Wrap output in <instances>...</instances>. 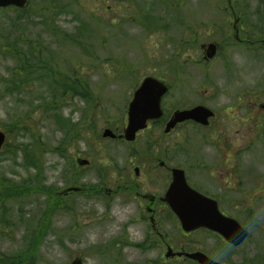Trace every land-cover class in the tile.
<instances>
[{
  "label": "rangeland",
  "instance_id": "374dc122",
  "mask_svg": "<svg viewBox=\"0 0 264 264\" xmlns=\"http://www.w3.org/2000/svg\"><path fill=\"white\" fill-rule=\"evenodd\" d=\"M30 3L22 41L36 45V50L55 53L53 71L66 75L69 86L87 88L89 99L85 102L76 95L71 98L62 91L54 97L56 93L46 82L31 83L19 94L8 95L9 70L17 64L13 60L0 61V130L7 135L6 146L0 153V182L4 180L17 191H27L19 200L0 198L1 211H8H3L6 214L0 226V264H70L75 258H81L83 264H141L149 256L135 244L141 242L147 230L138 221L140 204L127 188L144 180L143 171L135 177L133 167L144 165L148 171L152 152L129 150L124 144L103 139L102 133L106 128L123 130L127 104L147 77L170 86L163 102L166 113L203 105L218 115L224 106H229V98L247 96L251 91L264 93V50L258 53V47L242 42L261 40L258 33H264V28L260 29L264 25V0ZM13 16L12 12H0V41L1 35L3 39L8 37L1 30L2 25L10 23ZM77 20L85 22L88 28L84 38L77 37L83 48L60 44L61 37H55L58 33L51 34L47 29L50 26L62 35H78ZM210 43L219 44L220 51L204 64L200 47ZM41 98L51 102L47 115ZM260 98L264 101V96ZM61 115L66 120L64 124L56 120ZM185 131L195 139L194 150L201 149L196 152L202 161H222L220 151L204 142L213 139L207 131L191 127ZM263 142L264 139L257 146L264 147ZM29 148L40 154V174L24 169L19 150ZM261 148L241 150L240 186L226 192L225 210L249 232L236 255L222 259L226 247L218 238L204 232L185 237L172 221L164 226L163 234H167L175 250L193 244L202 246L221 262L227 260V264H264ZM78 157L88 160L90 166L80 168L76 164ZM154 185L148 189L157 191L159 187ZM40 187L47 193L41 194ZM78 187L82 193L63 194ZM110 190L113 192L109 193ZM236 205L238 210H234ZM36 223L40 229L35 231ZM28 229H34L40 242L32 252H28L26 245L31 236ZM158 253L154 252L156 256ZM161 253L164 262L163 247Z\"/></svg>",
  "mask_w": 264,
  "mask_h": 264
},
{
  "label": "flooded vegetation",
  "instance_id": "af4514ba",
  "mask_svg": "<svg viewBox=\"0 0 264 264\" xmlns=\"http://www.w3.org/2000/svg\"><path fill=\"white\" fill-rule=\"evenodd\" d=\"M233 29L234 32L237 33V29L235 27ZM234 38L237 41L236 36H234ZM242 42H246L249 47H258V53L264 50V39L254 42ZM214 45H216L217 54L220 51V45ZM204 46L206 45H202L200 49L203 52L202 61L204 64H207L209 62L204 60ZM161 82L168 88V92L163 96L161 101L162 117L158 120L149 121L146 128L139 131L132 142H127L122 138L126 124L121 132L113 131L115 138L110 140L111 142L124 144L130 148L129 150H149L152 152V163L148 171H146L144 165L133 167L134 176L138 177L142 170L144 180L139 184L131 183L127 188V191L133 192V200L140 204L138 221L141 225H144L147 230L141 242H139L138 245L135 244L140 252L149 256V258L142 261L141 264H168L172 263V261L176 263L182 262L183 264H197L185 257H167L168 250H171L173 254L200 252L217 263L227 264V260H222L225 262H221L219 258L216 259L215 256L206 252L202 246L195 247L193 244H185L182 248L175 250V247L170 244L171 242L167 234L166 236L163 234V228L172 221L175 223V226L178 225L180 227V224L169 205L164 201V198L172 183L173 171L180 170L183 172L186 183L191 189L215 201L219 212L225 217H231L225 210L228 208L227 203H225L228 201L226 192L236 189V185L240 186L241 150H259L261 147L257 145L264 139V101H262L263 98H260L264 96V93L251 91L247 96L229 98V106H224L223 110L221 109L222 113L219 111L220 113L218 115L215 111L208 108L213 112V117L209 119L207 126L188 121L176 124V126L167 133L165 132V128L176 112L187 111L203 105L183 107L181 109L175 108L172 112L166 113L163 102L170 92V86L164 81ZM140 84L136 87L135 91L139 88ZM129 102L125 109L126 111H124V117L126 115V118ZM241 116L243 117L242 120L240 118ZM189 127L194 128L196 131L205 130L208 132L210 138H213L215 143L213 139L212 142L204 139V142L206 144H212L210 147L211 149L220 151L223 155L221 162L208 163L202 161L199 153L196 152L201 149L194 150L192 145L195 139L185 131V129ZM241 132L243 134L239 136ZM245 138L246 141H244ZM261 149L264 150V147ZM178 155H183L185 157H180ZM77 159L83 158L78 157L76 160ZM176 160L183 161L180 163ZM185 161L186 163H184ZM87 166H90V162L84 167ZM147 173H149V176ZM120 180L123 181V179ZM153 181L155 183L154 186L159 187L157 191H150L148 189L149 186L154 184ZM142 187H146L147 191ZM230 187L232 189H230ZM111 192L113 191L110 190L109 193ZM114 193H116V191H114ZM238 209L236 205L234 210ZM203 232L214 235L225 245L226 248L223 251L222 259H231L246 242L235 247L227 243L220 235L205 229L190 233L181 231V234L188 237ZM248 238L249 232L247 239ZM161 247L164 248V262L162 261ZM155 251H159L157 256L154 254ZM238 258H243V256H238ZM228 263L230 262L228 261Z\"/></svg>",
  "mask_w": 264,
  "mask_h": 264
},
{
  "label": "water",
  "instance_id": "95a60500",
  "mask_svg": "<svg viewBox=\"0 0 264 264\" xmlns=\"http://www.w3.org/2000/svg\"><path fill=\"white\" fill-rule=\"evenodd\" d=\"M28 0H0V9L14 7L17 9H27ZM237 23V22H236ZM235 23V24H236ZM216 46L210 44L206 47V60L215 57ZM168 89L162 83L153 78H146L139 89L134 93L133 100L128 108V122L124 131V140L134 141L136 134L146 128V124L151 120H158L162 116L161 100ZM213 113L204 107H196L192 110L176 112L174 117L166 126L165 132H170L176 124L186 121L207 126ZM103 138L114 139L115 136L110 130H105ZM5 142L4 133L0 132V150ZM80 166L88 164L85 160H77ZM79 192V189L72 188L65 190V194ZM164 201L169 205L172 212L179 220L182 230L186 233L198 229H207L222 236L229 244L237 247L247 237V231L243 229L234 219L223 216L217 207V203L208 199L196 191L192 190L186 183L182 171H173V180L168 188ZM185 257L197 264H219L209 259L200 252L173 254L168 250L167 257ZM70 264H82L81 259H75Z\"/></svg>",
  "mask_w": 264,
  "mask_h": 264
},
{
  "label": "trees",
  "instance_id": "16d2710c",
  "mask_svg": "<svg viewBox=\"0 0 264 264\" xmlns=\"http://www.w3.org/2000/svg\"><path fill=\"white\" fill-rule=\"evenodd\" d=\"M31 1V0H30ZM31 4V3H30ZM30 7V6H29ZM46 11H49L48 7H44ZM29 8L27 10H18L15 8H8L5 10H0L1 13L5 12H12L14 14L13 20H11L9 26L8 24L2 25L4 27L2 32H7L8 35L7 38L3 39V36L1 35V41H0V61L2 60H13L17 66L15 68H12L9 70L10 78H8V90H6V94L8 95H14L19 94L23 87H26L27 85L35 82H46L48 86L51 88V91L56 94H54V97L57 95V92L62 91L63 93H66L67 95H71V98H73L74 95L77 97H81L83 101H88L89 94L87 88H82L81 90H78L76 88V84L68 85L67 80L65 79L66 75H63L60 73V75H57L59 73H55L53 71L52 67V59L54 58L55 53H52L50 51L42 52L39 50H36L37 46L32 44V46L27 45L26 42L22 41L24 40L22 38L23 36V28L26 21H29V18L26 16ZM63 11V9H61ZM47 21V20H46ZM79 22V29L80 32L78 35H65L61 34L58 31H53L54 28L48 26V31L52 34H57L55 37H61L59 38V43H69L72 45H75L79 48H83L82 45H79V41L77 37L84 38L87 33L88 28H86L85 22H81V20H77ZM7 23V22H6ZM42 23H45L42 21ZM8 26V27H7ZM262 26L260 29L264 28L263 23L260 25ZM15 31L16 35L14 32ZM12 32V33H11ZM15 35V36H14ZM14 36V37H13ZM258 36L261 37V39L264 37V33H258ZM13 37V38H12ZM83 44V43H82ZM79 45V46H78ZM82 46V47H81ZM86 48H84L85 50ZM41 107L44 111V114L47 115L48 111L51 107V102H47L44 98H41ZM53 102V101H52ZM56 120L59 121L60 124H64L66 120L61 116H56ZM25 131V130H24ZM18 152V151H17ZM23 154V163L25 165L24 169H26L28 172H30V169L33 171H37L38 174H40L41 167H40V158L38 155V150L33 151V149L29 148L27 150H19ZM40 160V161H39ZM79 180H77L78 182ZM6 181L0 182V198L8 199V200H19L21 197H25L23 195V192L27 193L26 190H18L17 188L12 186L11 184L5 183ZM25 183V182H23ZM77 184V183H73ZM26 187V186H24ZM31 194L34 193L33 188H30ZM41 194L47 193L45 191V188L40 187ZM30 194V195H31ZM29 197V196H27ZM1 199H0V219L2 222H0V226L4 224L3 219L5 218V214L8 212L7 210L1 211ZM50 213L46 214L45 216H48ZM44 220L41 221V226H43ZM34 228L35 231L40 229V226L35 225ZM34 229H28L30 231L31 236H29L30 239H28V243H26L29 251L32 252L34 249L37 248V246L40 244L39 238L36 236V233ZM31 255V254H30Z\"/></svg>",
  "mask_w": 264,
  "mask_h": 264
}]
</instances>
